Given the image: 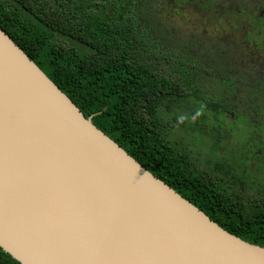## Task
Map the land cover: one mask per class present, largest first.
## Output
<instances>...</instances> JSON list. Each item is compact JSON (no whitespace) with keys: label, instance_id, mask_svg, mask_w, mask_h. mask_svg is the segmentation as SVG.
<instances>
[{"label":"water","instance_id":"obj_1","mask_svg":"<svg viewBox=\"0 0 264 264\" xmlns=\"http://www.w3.org/2000/svg\"><path fill=\"white\" fill-rule=\"evenodd\" d=\"M0 247L21 264H264L87 118L0 26Z\"/></svg>","mask_w":264,"mask_h":264},{"label":"trees","instance_id":"obj_2","mask_svg":"<svg viewBox=\"0 0 264 264\" xmlns=\"http://www.w3.org/2000/svg\"><path fill=\"white\" fill-rule=\"evenodd\" d=\"M151 2L0 0V26L144 168L227 232L264 247V197L248 196L218 163L201 168L169 138L173 111L197 122L196 112L205 119L220 104L199 84L210 68L167 44ZM0 262L21 264L1 247Z\"/></svg>","mask_w":264,"mask_h":264},{"label":"rangeland","instance_id":"obj_3","mask_svg":"<svg viewBox=\"0 0 264 264\" xmlns=\"http://www.w3.org/2000/svg\"><path fill=\"white\" fill-rule=\"evenodd\" d=\"M149 12L170 47L187 48L204 66L224 62L220 71L239 84L205 72L200 87L218 109L205 119L196 112L197 122L173 111L169 116L177 122L169 138L201 168L218 163L241 181L248 196L264 197V53L248 42L264 49V20L256 21L264 14V0H152Z\"/></svg>","mask_w":264,"mask_h":264},{"label":"flooded vegetation","instance_id":"obj_4","mask_svg":"<svg viewBox=\"0 0 264 264\" xmlns=\"http://www.w3.org/2000/svg\"><path fill=\"white\" fill-rule=\"evenodd\" d=\"M262 20H264V14H262V15H260V16H258V18H257V20L256 21H262ZM251 27V26H250ZM253 29L252 28H250L249 30H247V34L249 33V32H251ZM264 39V36H261V39ZM261 39H260V42H261ZM248 42H250L252 45H251V49H256V50H259V51H262V54L264 53V49H262L261 48V46H260V43H259V45H258V43H254V42H251L249 39H248ZM222 64H220V65H218V66H208L209 68H210V71H213V72H216V74H218L219 76H224V77H228V78H233L232 76H230L227 72H222V71H220V70H222V69H220V67H222V65H223V63L224 62H222V61H220ZM214 69V70H213ZM233 82H234V85L235 86H239V84H238V81L235 79V78H233ZM242 87V86H241ZM247 88V87H246ZM255 94H257V95H259V96H262L261 94H260V91H256L255 92ZM258 96V99L259 100H261V98ZM257 116V115H256ZM255 118H257L258 119V121H260V122H263V120L260 118V116L259 117H255ZM0 264H4L3 262H0Z\"/></svg>","mask_w":264,"mask_h":264}]
</instances>
